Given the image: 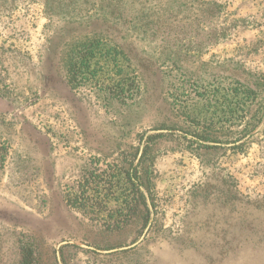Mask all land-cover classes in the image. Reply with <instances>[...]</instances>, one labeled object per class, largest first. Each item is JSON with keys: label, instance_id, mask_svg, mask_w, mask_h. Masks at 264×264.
I'll return each instance as SVG.
<instances>
[{"label": "rangeland", "instance_id": "rangeland-1", "mask_svg": "<svg viewBox=\"0 0 264 264\" xmlns=\"http://www.w3.org/2000/svg\"><path fill=\"white\" fill-rule=\"evenodd\" d=\"M49 2L0 0V264H264V0Z\"/></svg>", "mask_w": 264, "mask_h": 264}, {"label": "trees", "instance_id": "trees-1", "mask_svg": "<svg viewBox=\"0 0 264 264\" xmlns=\"http://www.w3.org/2000/svg\"><path fill=\"white\" fill-rule=\"evenodd\" d=\"M53 6H54V4L53 5L50 4L49 0H47V10H51L52 11ZM115 60L121 61L120 56H116ZM133 77L135 78V75H132L131 78H133ZM119 80H120L119 82H121V79H119ZM117 86L119 87V85H117ZM22 264H33L32 263V257L30 256V253H25L24 254L23 260H22Z\"/></svg>", "mask_w": 264, "mask_h": 264}]
</instances>
